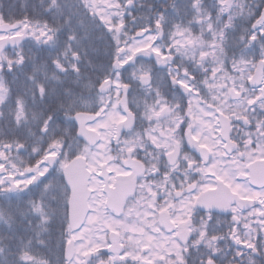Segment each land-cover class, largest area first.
Here are the masks:
<instances>
[{
    "label": "snow or ice",
    "instance_id": "snow-or-ice-1",
    "mask_svg": "<svg viewBox=\"0 0 264 264\" xmlns=\"http://www.w3.org/2000/svg\"><path fill=\"white\" fill-rule=\"evenodd\" d=\"M0 264H264V0L0 3Z\"/></svg>",
    "mask_w": 264,
    "mask_h": 264
},
{
    "label": "trees",
    "instance_id": "trees-1",
    "mask_svg": "<svg viewBox=\"0 0 264 264\" xmlns=\"http://www.w3.org/2000/svg\"><path fill=\"white\" fill-rule=\"evenodd\" d=\"M19 3L21 5H23L25 3V0H0V3ZM18 18V17H17Z\"/></svg>",
    "mask_w": 264,
    "mask_h": 264
}]
</instances>
